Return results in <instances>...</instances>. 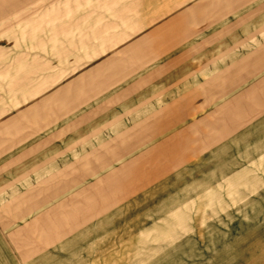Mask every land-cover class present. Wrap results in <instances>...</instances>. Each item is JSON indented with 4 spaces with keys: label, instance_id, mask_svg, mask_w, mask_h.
Listing matches in <instances>:
<instances>
[{
    "label": "rangeland",
    "instance_id": "obj_1",
    "mask_svg": "<svg viewBox=\"0 0 264 264\" xmlns=\"http://www.w3.org/2000/svg\"><path fill=\"white\" fill-rule=\"evenodd\" d=\"M261 30L264 0H0V264H264Z\"/></svg>",
    "mask_w": 264,
    "mask_h": 264
},
{
    "label": "crops",
    "instance_id": "obj_2",
    "mask_svg": "<svg viewBox=\"0 0 264 264\" xmlns=\"http://www.w3.org/2000/svg\"><path fill=\"white\" fill-rule=\"evenodd\" d=\"M233 33H235V32H233ZM260 35H262V36L264 37V30H261ZM254 39H255V34H254ZM254 39H253V40H254ZM239 45H240V44H237V46H239ZM242 45H245V43H243ZM234 50H236L234 47H233L232 49L230 48V51H234ZM255 57H256V55L252 57L253 60H254ZM260 59H264V53L261 54ZM250 60H251V58H250V59H247V61H250ZM239 62H240V61H237L234 65H232V66L228 69L229 72L226 73L227 76H228L229 74H230L231 76H234L235 73H236V74H239L238 72H240L241 69H242V67L244 66L243 63H239ZM247 63H248V62H247ZM227 105H228V103H227Z\"/></svg>",
    "mask_w": 264,
    "mask_h": 264
}]
</instances>
